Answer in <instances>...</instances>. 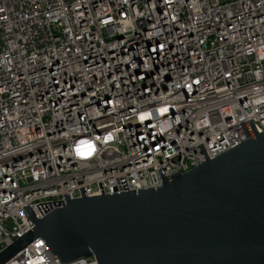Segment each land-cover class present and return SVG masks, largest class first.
<instances>
[{"label":"built area","instance_id":"2783aa9c","mask_svg":"<svg viewBox=\"0 0 264 264\" xmlns=\"http://www.w3.org/2000/svg\"><path fill=\"white\" fill-rule=\"evenodd\" d=\"M249 125L264 0H0V253L66 199L156 189ZM6 264L64 263L38 239Z\"/></svg>","mask_w":264,"mask_h":264},{"label":"water","instance_id":"95a60500","mask_svg":"<svg viewBox=\"0 0 264 264\" xmlns=\"http://www.w3.org/2000/svg\"><path fill=\"white\" fill-rule=\"evenodd\" d=\"M249 126L248 140L156 189L66 199L0 264L38 239L64 264H264V132Z\"/></svg>","mask_w":264,"mask_h":264},{"label":"snow or ice","instance_id":"6c2138e0","mask_svg":"<svg viewBox=\"0 0 264 264\" xmlns=\"http://www.w3.org/2000/svg\"><path fill=\"white\" fill-rule=\"evenodd\" d=\"M145 117L144 116H141V119L143 120Z\"/></svg>","mask_w":264,"mask_h":264}]
</instances>
